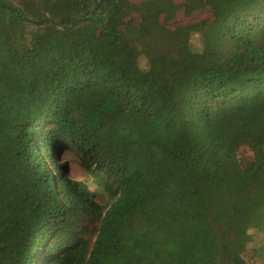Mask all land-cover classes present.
<instances>
[{"label":"trees","instance_id":"16d2710c","mask_svg":"<svg viewBox=\"0 0 264 264\" xmlns=\"http://www.w3.org/2000/svg\"><path fill=\"white\" fill-rule=\"evenodd\" d=\"M140 2L0 0V264H211L206 220L217 264H256L264 0H209L186 31L176 0Z\"/></svg>","mask_w":264,"mask_h":264},{"label":"rangeland","instance_id":"374dc122","mask_svg":"<svg viewBox=\"0 0 264 264\" xmlns=\"http://www.w3.org/2000/svg\"><path fill=\"white\" fill-rule=\"evenodd\" d=\"M130 1L131 4L129 14L131 18H134L136 16V8L143 6V3L140 2L141 0ZM176 2L177 4L174 9L162 18L163 21L175 22L180 31L197 28L208 22L213 8L209 0L207 1L208 3L206 6L200 10H191L187 8L182 0H176ZM191 43L195 48H200L201 44L198 34L192 35ZM139 62L142 66L146 65L145 58L143 56H140ZM254 109H257L256 106H254ZM263 116L264 115L262 113L259 114L260 118H263ZM239 128L240 126L237 125L236 129L240 130ZM238 156L245 161L251 158L252 152L247 145H241L238 149ZM70 170L73 177L86 180V177L82 176L75 163H70ZM249 232H251L252 238L247 243L246 248L240 256L247 262L264 264V251L260 252L257 250V248L264 243L262 235L255 228H250ZM191 239L199 254L203 255L211 264H217V252L215 249L217 240L207 220L198 226L197 233L194 234V237L192 236Z\"/></svg>","mask_w":264,"mask_h":264}]
</instances>
